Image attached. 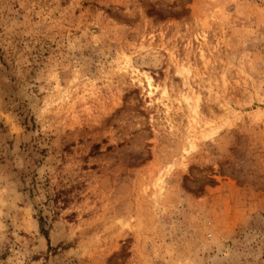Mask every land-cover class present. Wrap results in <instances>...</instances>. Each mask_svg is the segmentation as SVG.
Segmentation results:
<instances>
[{
	"label": "rangeland",
	"instance_id": "374dc122",
	"mask_svg": "<svg viewBox=\"0 0 264 264\" xmlns=\"http://www.w3.org/2000/svg\"><path fill=\"white\" fill-rule=\"evenodd\" d=\"M0 264H264V0H0Z\"/></svg>",
	"mask_w": 264,
	"mask_h": 264
},
{
	"label": "bare ground",
	"instance_id": "6f19581e",
	"mask_svg": "<svg viewBox=\"0 0 264 264\" xmlns=\"http://www.w3.org/2000/svg\"><path fill=\"white\" fill-rule=\"evenodd\" d=\"M146 80H147V84H148V87H149V93L151 94L152 93V88H153V85L151 84V79L150 77H146ZM160 178V177H159ZM159 181L163 182L162 179H159ZM158 183V182H157ZM160 183V182H159ZM159 185V184H158Z\"/></svg>",
	"mask_w": 264,
	"mask_h": 264
}]
</instances>
